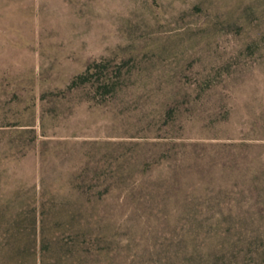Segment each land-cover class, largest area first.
Wrapping results in <instances>:
<instances>
[{"label": "rangeland", "instance_id": "obj_1", "mask_svg": "<svg viewBox=\"0 0 264 264\" xmlns=\"http://www.w3.org/2000/svg\"><path fill=\"white\" fill-rule=\"evenodd\" d=\"M0 264H264V0H0Z\"/></svg>", "mask_w": 264, "mask_h": 264}]
</instances>
